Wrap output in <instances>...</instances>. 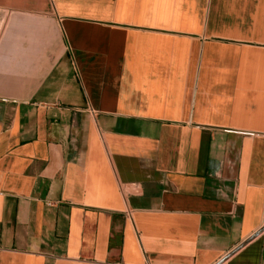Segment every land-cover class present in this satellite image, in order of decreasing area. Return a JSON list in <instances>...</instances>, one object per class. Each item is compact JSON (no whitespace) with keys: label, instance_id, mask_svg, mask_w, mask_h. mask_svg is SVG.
Wrapping results in <instances>:
<instances>
[{"label":"crops","instance_id":"crops-1","mask_svg":"<svg viewBox=\"0 0 264 264\" xmlns=\"http://www.w3.org/2000/svg\"><path fill=\"white\" fill-rule=\"evenodd\" d=\"M0 228V264H217L262 230L264 0H0Z\"/></svg>","mask_w":264,"mask_h":264},{"label":"water","instance_id":"water-1","mask_svg":"<svg viewBox=\"0 0 264 264\" xmlns=\"http://www.w3.org/2000/svg\"><path fill=\"white\" fill-rule=\"evenodd\" d=\"M262 231H264V228L262 230H260L259 232H257L256 234H254L250 239H248L246 242H244L242 245H240L238 248H236L233 252H231L228 256H226L225 258H223L220 262H218L217 264H222L224 263L227 259H229L232 255H234L236 252H238L241 248H243L246 244H248L251 240L255 239Z\"/></svg>","mask_w":264,"mask_h":264},{"label":"built area","instance_id":"built-area-1","mask_svg":"<svg viewBox=\"0 0 264 264\" xmlns=\"http://www.w3.org/2000/svg\"><path fill=\"white\" fill-rule=\"evenodd\" d=\"M90 115L95 116V113L92 110H90ZM0 232H1V228H0ZM0 251H1V247H0Z\"/></svg>","mask_w":264,"mask_h":264}]
</instances>
